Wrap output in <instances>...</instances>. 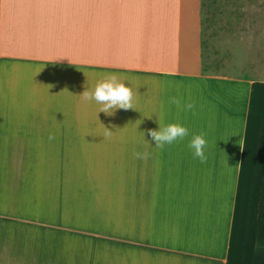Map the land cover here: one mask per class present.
<instances>
[{
    "label": "crops",
    "instance_id": "obj_1",
    "mask_svg": "<svg viewBox=\"0 0 264 264\" xmlns=\"http://www.w3.org/2000/svg\"><path fill=\"white\" fill-rule=\"evenodd\" d=\"M226 1L0 0V264H250L264 78L222 64L263 62L264 22ZM110 74L135 109L82 99ZM162 111L189 136L159 150Z\"/></svg>",
    "mask_w": 264,
    "mask_h": 264
},
{
    "label": "clouds",
    "instance_id": "obj_2",
    "mask_svg": "<svg viewBox=\"0 0 264 264\" xmlns=\"http://www.w3.org/2000/svg\"><path fill=\"white\" fill-rule=\"evenodd\" d=\"M81 96L85 102L95 100L98 104L102 105L98 112H103L109 116L114 115L116 109H135V95L132 89L129 86H125L124 82L119 81L117 75L115 74H110L102 81L98 82L94 90H84ZM169 103L175 105L178 110L193 111V114H195L194 109L196 106L194 102L182 104L180 98L171 97ZM163 116L164 114L162 111L160 122L156 121L158 123V129H147L148 135L151 137V140L155 142L154 145L159 150H163L166 146L183 140L185 137L189 136V129L186 126L182 125L180 122L168 123L165 125L163 123ZM146 117L149 119L152 118L151 116ZM104 135L105 137H111L112 131L105 127ZM142 135L144 138V132H142ZM205 137L206 133L201 131L199 134L192 135L188 144V147L193 151V157L198 158L201 163H204L207 160L205 153L207 141ZM48 139L49 141H52L55 137L54 135L49 134ZM240 146L241 150H243L242 145ZM134 155L137 159L147 160L149 158L148 152H137Z\"/></svg>",
    "mask_w": 264,
    "mask_h": 264
},
{
    "label": "rangeland",
    "instance_id": "obj_3",
    "mask_svg": "<svg viewBox=\"0 0 264 264\" xmlns=\"http://www.w3.org/2000/svg\"><path fill=\"white\" fill-rule=\"evenodd\" d=\"M228 3H230V10L233 12L229 16L230 21L264 22V0H228L221 5L227 7L229 6ZM249 58L252 60L244 62V64L225 63L222 65L229 68V73L235 77L254 78L259 76L260 78H264V60L263 62L256 63L253 60L254 57Z\"/></svg>",
    "mask_w": 264,
    "mask_h": 264
},
{
    "label": "trees",
    "instance_id": "obj_4",
    "mask_svg": "<svg viewBox=\"0 0 264 264\" xmlns=\"http://www.w3.org/2000/svg\"><path fill=\"white\" fill-rule=\"evenodd\" d=\"M250 264H264V167L257 205L255 245Z\"/></svg>",
    "mask_w": 264,
    "mask_h": 264
}]
</instances>
